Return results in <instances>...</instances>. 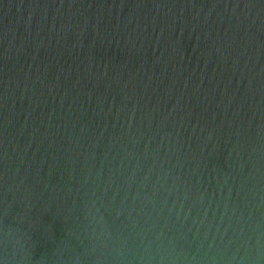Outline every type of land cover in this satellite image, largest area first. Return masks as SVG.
<instances>
[{"label":"water","instance_id":"1","mask_svg":"<svg viewBox=\"0 0 264 264\" xmlns=\"http://www.w3.org/2000/svg\"><path fill=\"white\" fill-rule=\"evenodd\" d=\"M0 264H264V0H0Z\"/></svg>","mask_w":264,"mask_h":264}]
</instances>
